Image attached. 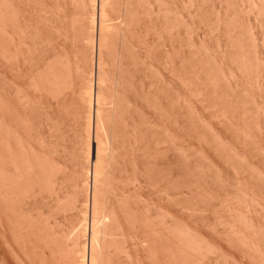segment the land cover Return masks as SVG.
I'll return each instance as SVG.
<instances>
[{
    "label": "bare ground",
    "instance_id": "1",
    "mask_svg": "<svg viewBox=\"0 0 264 264\" xmlns=\"http://www.w3.org/2000/svg\"><path fill=\"white\" fill-rule=\"evenodd\" d=\"M175 1V6L169 7L168 3L165 5L166 3L161 0H0V207L6 210L3 208V211H0L3 215L9 210L11 214L18 210L16 206L19 204H16V201L12 207L17 210L12 209L10 204L14 200L13 196L21 192L23 196L21 199L17 198L20 200L17 202L21 203L20 211L33 219L34 214L31 212L35 205H31L33 202L31 199L42 192L40 184L47 179L54 192L52 200L55 201V204L51 203V207L49 205L48 209L46 208L50 212L49 208L59 205L66 181V175L61 170L65 166H56L54 164L56 161L54 163L49 161L45 152L37 155L27 142V137L23 136V131L18 128L19 124L25 126L29 124L27 117L36 114L34 98L25 87H32L40 92L41 96L44 92L47 102L51 101L49 109H46V113L44 111V119L40 118L47 129L46 132L48 131L51 136L59 133L65 140L68 128L72 126L68 127V124L70 125V121L73 124L75 121L72 120L75 118L85 124L86 135L84 132L81 133L83 152L76 174L78 181L75 183L79 193L75 199L79 203L77 211L79 215L82 213L85 216L89 212L92 236L90 240L88 239L86 249L85 241V245H82L79 237L70 238L72 232H65V229L59 231L62 240L67 241V247L71 240L73 245V250H70L72 252L68 254L67 251L70 256L60 264L99 263L104 257V251L101 249L104 246L102 239L108 233L109 222L113 225L111 228H115L116 225L119 229L123 226L122 223L126 222L121 221L123 217L116 215L117 211L115 214L114 205L118 202L116 198L114 199L117 202H114L110 199L112 196L108 197L113 188L112 180L119 177L116 173L120 170L122 162H119L121 153L118 152V139L122 137L127 141L126 144L128 143L131 149L129 151L132 153L128 160L134 171V174L130 173V181L134 184L142 183L148 177V182L149 180L156 182L159 185V192L171 200L170 202H183L182 205L191 208L192 211L212 210L215 215L208 216L205 221L209 226L216 225L226 240L234 241L236 244L239 242L253 253L255 250L264 256V225L259 220L264 221L263 218H258L264 217V0ZM114 2L119 3L116 8L112 6ZM68 4L71 8H68ZM110 15L115 17L117 24L111 25ZM34 16L39 24L32 21ZM162 31L166 38L169 35V41L167 39L168 42L163 43L165 48L164 55H161L163 62H160L163 64L164 72L160 70L161 66H158L161 58L158 56L157 62L158 58H154V55L156 57L157 55L156 53L153 55L150 42L146 44V39H143L145 35L152 34L151 42L158 47L162 44L160 43L163 39ZM56 40H59L58 46L55 45ZM35 44H38V47L40 45L41 50L37 56L32 54ZM153 59L156 60L158 67ZM109 63L110 68L107 67ZM7 66L14 70L15 78L6 75L4 68ZM19 77L22 78L21 82L17 81ZM73 97L78 99L76 106L73 104ZM13 99L23 108L21 113L18 111L19 108L17 111L14 108ZM143 101L154 109L156 117L151 120L143 118ZM52 107L54 109H51ZM60 107L66 116L72 118L63 121L67 124V127L64 126L65 129L60 127L61 117L58 119L55 113V109L57 111ZM208 111L212 118L207 116ZM16 112L20 114L17 115ZM208 117L215 121L212 120L213 123H210ZM92 121L96 144L95 160H92L93 140L90 138ZM73 125L75 127V124ZM143 125H150L156 129L157 135L154 133L152 136L154 150L150 149L152 143L145 142L144 131L147 132V129L145 126L143 130ZM151 127L147 126L148 131L152 129ZM72 135L73 133L70 137ZM104 140L109 142L106 148L109 151L107 150L105 158L101 156L103 152L101 147L106 145ZM40 143L45 148L50 145L46 138L41 139ZM63 143L57 146L66 151L68 146ZM54 145L56 147V143ZM51 147L52 145L49 148ZM52 149V152H55L57 147ZM158 156L164 158L165 167L162 169L165 173H160L161 165L153 163ZM153 166L155 175L153 169L151 170ZM155 166L160 172H155ZM74 168L76 171L75 166ZM48 172L50 177L46 178ZM120 198L125 202L126 198ZM148 205L143 207L147 218L160 219L164 229V232L161 230V234L167 238V247L169 244L172 245V248L171 246L169 248L173 255L175 254L173 247L177 246L178 254L181 252L179 256L186 257L190 249L198 254L196 257L201 260V264H216L223 257L225 252L214 242L215 240L212 241L199 232L200 230L197 231L181 218L178 219V216L174 215L176 212ZM238 205L243 209H238ZM42 210L45 211V208ZM11 214L10 219L5 218L7 222L14 223L15 218ZM71 216L73 218V215ZM56 224L59 226V223ZM130 224L132 226V223ZM49 230L52 231L50 228ZM99 235L102 237H100L102 243L98 241ZM171 253L170 256L173 257ZM175 256L174 258L178 259Z\"/></svg>",
    "mask_w": 264,
    "mask_h": 264
},
{
    "label": "rangeland",
    "instance_id": "2",
    "mask_svg": "<svg viewBox=\"0 0 264 264\" xmlns=\"http://www.w3.org/2000/svg\"><path fill=\"white\" fill-rule=\"evenodd\" d=\"M162 2L164 1V4L165 5H167V3H168V5L167 6H169V7H173V6H175V4H176V1L175 0H161ZM166 1V2H165ZM118 2L116 3V2H114L113 4H112V6H113V8H116L115 6H118ZM151 4H153V3H151ZM151 4H149L150 6H152ZM163 3H162V6L164 5ZM170 4V5H169ZM155 5V4H154ZM67 6H69L68 8H71V5L70 4H68ZM142 6H144V5H142ZM77 8L79 9V5L77 6ZM110 14V13H109ZM111 16V15H110ZM112 16H114V13H112ZM111 16V17H112ZM112 21H110V23H112L111 25H115V24H117V22L118 21H116V19H115V17H112V19H111ZM32 21H34V22H38V24H39V21L37 20V18L34 16V17H32ZM115 21V22H114ZM113 28V27H112ZM162 33H163V35H161V38H163V39H161L160 40V43H162V44H160V46L158 45V47L156 46V44H154V43H152L151 41L153 40V37H151V35L150 34H148V35H145V37L143 38V39H146L145 40V42H146V44L148 43V42H150V44L152 45V44H154V45H150V47L152 48V51H153V55H154V53H156V55H157V57L154 55V58L156 59V58H158V56H159V58H161V55H164V53H163V51H164V46H163V43H164V41H166V42H168L169 41V39H168V36H167V38H166V34L162 31ZM165 34V35H164ZM172 34V33H171ZM153 36V35H152ZM152 38V39H151ZM166 39V40H165ZM167 39H168V41H167ZM173 39V38H172ZM57 41V43L55 44L56 46H58V44H59V40H56ZM61 42V41H60ZM165 42V43H166ZM80 45V44H79ZM162 45V46H161ZM37 47V48H36ZM39 47H40V45H39ZM38 47V44H35L34 45V50L32 49V54L34 53V55L35 56H37L39 53H40V51L41 50H39L40 48ZM172 47H173V44H172ZM157 50V51H156ZM163 57V56H162ZM152 58V57H151ZM159 58L157 59V62L159 61ZM155 59H153L154 61H155V65H156V60ZM163 58H161V60L159 61V63L160 62H163V60H162ZM154 63V62H153ZM158 64V63H157ZM161 67H160V66ZM163 64H158V66L161 68L160 70H164V68H162L163 66H162ZM157 65H156V67H158ZM9 67H11V66H9ZM107 67H109L110 68V63L109 64H107ZM6 68V67H5ZM4 68V70H5V72H6V75L7 76H10V77H12V78H15L14 76H15V74L13 75V73H15L14 72V70L12 71L11 70V68H8V66H7V68L5 69ZM108 68V69H109ZM11 71H10V70ZM161 71V72H162ZM11 72V73H10ZM164 72V71H163ZM17 79V78H16ZM17 81L18 82H21L22 81V78H20L19 77V79H17ZM30 88V89H29ZM25 90H27L29 93H31L30 95H32V98H34L33 99V103L35 104V109H37V110H35L34 109V112L36 113V114H34V115H32V116H30V117H27V119L29 120L28 121V123L29 124H27L26 126L25 125H23V124H19L18 125V128L19 129H21V132L23 133V136L24 137H27V142L29 143V145L32 147V149L34 150V152L38 155V154H42L43 152H45V156H47V159H49V161H51V162H55L54 164L56 165V166H59V167H62V166H65V167H62V171L65 173V175H66V181H65V184H64V187H63V190H62V196H61V198H60V201L58 202V204L59 205H57L55 208L53 207L52 209L54 210V211H56L57 210V212H58V214H57V212H55L54 213V211L51 209V208H49V211L50 212H48V206L50 205V207H51V203L52 204H55V201L54 200H52V199H54V192H53V189L51 188V186H50V184H49V182H48V179H47V181H45V182H41V184H40V186H42L41 187V193L38 195V196H36L35 195V198H33V199H31V201H33L32 203H31V205L33 204V205H35V207H33L34 208V210H33V212H31V213H33L34 215H33V219L32 218H30V217H28V216H26V215H23L22 213H21V211H20V207H21V203H18L17 201L19 200V199H21V197L23 196L22 194H21V192L16 196V194H15V196H13L14 197V200L11 202V204H10V206L12 207L14 204H15V201H16V204H19L18 206H16L17 207V209H14L13 207H12V209H14V210H17V211H13V214H11L10 213V210L7 212V213H9V215L11 214L12 216H14V218L15 219H13V220H15L14 221V223H13V221H12V219H11V223H13V225H11V223H9V221L7 222V219L5 218V217H7V218H9L10 219V216L7 214V213H4V215H6V216H4L3 215V212H0V264H60L61 263V261H65V259L67 258V256H68V254H69V252H72V251H70V250H73V245H72V240H71V242H70V240L68 241V247H67V241H66V239H63L62 240V238L63 237H60L61 235H59L60 233H58L59 231L60 232H62V231H64V229H65V232H72L70 235H72L70 238L71 239H73V238H75V237H79L78 239L80 240V242L82 243V245H85L86 244V249H88V244H89V240H90V236H92V233H91V217H90V215H89V212H87L88 214L87 215H85L86 216V218H85V216H84V214H82V213H80V215H79V212H77V211H79V203H77V201H76V199H75V196H77V194L79 193V190H78V186H77V184H75L77 181H78V179H77V175L76 174H78V170H79V159H80V155H81V153L83 152V150L81 149L82 147H81V139L80 138H82V135L86 132L84 129H85V124H83V121L81 122V121H79L78 120V118H75V119H73L72 120V118L71 117H69V115H65L66 113L64 112V110L62 111V109H61V107L56 111V109H55V113H56V116H58V119L61 117V119L59 120V122L61 123V121H62V123L60 124V127L62 128V129H65V127H67V124H64L63 123V121H67V119L68 120H72L74 123L73 124H75V127H74V125L71 123V121H70V125L68 124V127L69 126H71V127H69L68 128V132L66 133L67 134V138L64 140V139H62L61 138V135H59V133H54V134H52V136H51V134L50 133H47L46 132V127L44 126V124L41 122V119L44 117V114L46 113V111L49 109V107H48V105H50L51 104V101L50 102H47V99H45V94H43L42 93V95L43 96H41V94H40V92H38V91H36L35 89H33L32 87H25ZM39 93V94H38ZM93 94H94V89H93ZM14 101V102H13ZM16 100H12V102L14 103L13 104V106H14V108L16 109V111L18 110V108H19V112L21 113L22 111H23V108L19 105V104H17V102H15ZM73 101H74V105L76 106V105H78V99H75V97H73ZM43 103V104H42ZM48 103V104H47ZM53 103V102H52ZM17 105V106H16ZM144 105V106H143ZM21 108H20V107ZM41 108V109H40ZM142 108H143V110H144V112H143V118L144 119H148V120H151V119H153L154 117H156L157 116V113H155V111L153 112V110L154 109H152L150 106H148V104H147V102H145V101H143L142 102ZM145 108V109H144ZM149 108V109H148ZM47 109V110H46ZM51 109H54V107H52ZM41 110V111H40ZM38 111V112H37ZM44 111H45V113H44ZM62 111V112H61ZM17 113V115L18 114H20V113ZM61 112V113H60ZM207 113V116H210L208 113H209V111L208 112H206ZM58 114V115H57ZM156 114V115H155ZM16 115V114H15ZM17 115H16V117H17ZM65 115V116H64ZM146 115V116H145ZM155 115V116H154ZM145 116V117H144ZM32 117V118H31ZM37 117V118H36ZM211 117V116H210ZM41 118V119H40ZM142 118V117H141ZM142 118V119H143ZM212 118V117H211ZM211 118H209L208 117V120H210L211 122L210 123H213L212 122V120H214V119H212L211 120ZM16 119V118H15ZM35 119V120H34ZM39 119V120H38ZM44 119V118H43ZM17 120V119H16ZM38 120V121H37ZM77 120V121H76ZM215 121V120H214ZM82 124H81V123ZM41 123V124H40ZM39 124V125H38ZM147 124V123H146ZM29 125V126H28ZM42 125V126H41ZM25 126V127H24ZM63 126V127H62ZM65 126V127H64ZM78 126V127H77ZM94 126V124H93V121H92V124H91V134H90V138L93 140V151H92V155H93V157H92V160H95V149H96V144H95V142H94V133H93V127ZM144 126V125H143ZM146 126V125H145ZM145 126L143 127V130H145ZM148 126V128H150L151 126L150 125H147ZM147 126H146V129H147V132H145L144 131V136H146V137H144L145 138V142H149V143H152L151 144V148L150 149H152V150H154L153 148H154V138L152 137L153 136V134L155 133V136L157 135V133L155 132L156 131V129L154 130L152 127V129L150 130V131H148V128H147ZM150 126V127H149ZM73 127V128H72ZM25 128V129H24ZM83 128V129H82ZM29 129V130H28ZM81 129V130H80ZM43 130V131H42ZM77 130V131H76ZM20 131V130H19ZM82 131V132H81ZM20 132V133H21ZM31 132V133H30ZM45 132L47 133V135L45 134ZM75 132V133H74ZM84 132V133H83ZM42 135H41V134ZM73 133V135L70 137V134H72ZM80 133V134H79ZM81 133H83V134H81ZM30 134V135H29ZM40 134V136H38ZM57 134H58V136H57ZM77 134H79V135H77ZM53 135H55L54 136V138H53ZM69 135V136H68ZM84 135H86V133L84 134ZM45 136V137H44ZM81 136V137H80ZM41 139H43V138H46V141L47 142H49L50 143V145H52V147H54V149L57 147V149H56V151L55 152H52L53 151V149H52V147L51 148H49L50 147V145H49V147L47 146L46 148H45V146H41V143H40V138ZM50 137V138H49ZM70 137V138H69ZM76 137V138H75ZM78 137V138H77ZM102 137V136H101ZM40 140H39V139ZM49 138V139H48ZM55 138H57L56 140H55ZM61 138V139H60ZM153 138V139H152ZM51 139V140H50ZM67 139H68V142H67ZM104 138L102 137V140H103ZM29 140V141H28ZM58 140V141H57ZM77 140V141H76ZM53 143H52V142ZM56 141V142H55ZM73 141H74V144L75 145H73L72 146V143H73ZM76 141V142H75ZM105 142H106V145H105V142H103L104 143V145L106 146H103V144H101L103 147H101L102 148V150H103V152H101V156H104L103 158H105L106 156H107V154L106 153H108V149H106V148H108V144H109V142L107 141V140H104ZM122 141V142H121ZM62 143V142H64L63 144H65L66 146H68L67 148H66V151H63L62 150V148L60 147V146H57V144H60V143ZM126 142L127 141H125V138L124 137H122V138H120V139H118V152L119 153H121V154H119L120 155V158H119V162L121 163V168H120V170L117 172L116 170H115V172H117L116 173V175L118 174V176L119 177H117V178H115V180H112V182L113 181H116V182H113V183H115V184H113L112 182H111V184L113 185L112 187L114 188H111V190H110V192H109V198L111 199V201H114V202H119V204H115L114 202V207L116 208L115 209V214H116V211H117V213L119 214H121V211H122V214L121 215H118V214H116L117 216H120L121 218V221L123 222V220L125 221L126 220V222H123L122 224H123V226H121L120 228L122 229H119V226H118V228H116L117 226L116 225H114L115 226V228H116V230H115V228L113 227V228H111L113 225H110V224H112L111 222H109L110 224H108V230H107V234H106V236H105V238L103 237V234H102V237H103V244L102 245H104V246H102V248L101 249H103V251H104V253H103V255H104V257L102 258V260L100 259H98V257H97V259L99 260V263H96V264H201L202 262H201V260L199 259V258H197L196 256H198V254L194 251V252H192V250H190V249H188V254L187 255H185L186 257H184L183 255H181V256H179L180 255V253L178 254V252H179V250H177L176 249V247H173L174 248V253L176 254V256H175V254L173 255V251L169 248V246H171V248H172V245H170L169 244V246L167 247V238L165 239V236H163V234H161L162 232H164L163 230V226H162V224H161V221H160V219L158 220V218H147V214L145 213L146 211H145V209H143V207L147 204H149L148 206H151V207H156V208H161L162 210H163V208H165V209H169V211L171 210V212L172 213H175L174 215H176V217L178 218V219H182V221L183 222H187V224L189 225V226H191L192 228H194L195 230H197V231H199V232H201V233H203L204 235H206L209 239H211L212 241H214L219 247H221V249L223 250V252H225V253H223V257H225V259H223V257L222 258H220L219 260L220 261H218L216 264H223V263H226V264H229V263H233V264H264L263 262H264V256L260 253V252H256L255 250H254V253L251 251V250H249L245 245H242L241 243H239V242H237V244H236V242H234V241H228V240H226L224 237H223V234L221 233V232H219V229H218V227L216 226V225H208L205 221H206V218H208V216L209 217H212V216H214L215 214V212L213 213V211L212 210H208V209H202V210H200V209H198L199 210V212H198V210H196V211H192L191 210V208H187L186 206H184V205H182V203L183 202H180V201H172V202H170L165 196H163V194L161 193V192H159V189H158V184L156 183V182H154L153 180H149V182H151V183H149L148 182V177H146L147 178V180L145 179V180H143V182L142 183H133L132 181H130L131 179L129 178V176L131 177V174L130 173H132V174H134L133 172V166H131V164H129V159L131 158V156H132V153L130 152L131 151V149H130V147H129V145H128V143L126 144ZM31 143V144H30ZM52 143V144H51ZM54 143H56V147H55V145H54ZM40 144V145H39ZM123 144H124V146H123ZM70 145V146H69ZM41 146V147H40ZM74 147V148H72V147ZM128 147V149H127V147ZM70 147V148H69ZM121 147V148H120ZM47 148H48V150H47ZM124 150H123V149ZM50 149V150H49ZM72 149V150H71ZM75 149V150H74ZM78 149V150H77ZM81 149V150H80ZM106 149V150H105ZM37 150H38V152H37ZM57 150H58V152H57ZM62 150V151H61ZM81 152H80V151ZM108 150V151H107ZM120 150H122V151H120ZM126 150V151H125ZM130 150V151H129ZM152 150H150V151H152ZM60 151V152H59ZM68 151V152H67ZM70 151V152H69ZM77 151V152H76ZM49 152V153H48ZM63 152V153H62ZM48 153V154H47ZM52 153V154H51ZM105 153V154H104ZM124 153V154H123ZM125 153H126V155H125ZM47 154V155H46ZM63 154V155H62ZM71 154H73V155H71ZM66 155H68L69 157H67ZM106 155V156H105ZM123 155H124V157H123ZM62 156V157H61ZM52 157V158H51ZM59 157V158H58ZM64 157V158H63ZM127 157V158H126ZM51 158V159H50ZM61 158V159H60ZM69 158V159H68ZM157 158V159H156ZM155 159V162H153V160L151 161V162H153V163H156L158 166L159 165H161V166H159V168H160V170H161V172L160 171H158V167H156V171L155 172H160V173H165V170L164 169H162L163 167H165L164 166V163H165V161H164V158H161L160 156H158V157H156ZM158 158H160V159H158ZM54 159V160H53ZM56 159V160H55ZM69 161H68V160ZM121 159H124V160H121ZM154 159V158H153ZM60 160V161H59ZM64 162H63V161ZM70 160H71V162H70ZM62 161V162H61ZM164 161V162H163ZM57 162H59L58 163V165H57ZM67 162V163H66ZM77 162V163H76ZM62 163V164H61ZM71 163V164H70ZM51 164V163H50ZM127 164H128V167H127ZM163 164V165H162ZM62 165V166H61ZM125 165V166H124ZM74 166L76 167V171H75V168H74ZM124 166V167H123ZM124 168V170H122L123 168ZM74 168V169H73ZM127 170H126V169ZM65 169V170H64ZM129 169V170H128ZM153 169V170H152ZM68 170H69V172H71V173H69L68 172ZM130 170H132V172H130ZM151 170H152V172L154 173V166H153V168H151ZM125 173H123V172ZM164 171V172H163ZM74 172V173H73ZM77 172V173H76ZM128 172V173H127ZM157 172V173H158ZM73 173V174H72ZM119 174H123V175H119ZM76 175V176H75ZM154 175H155V173H154ZM67 176H68V179H67ZM70 176V177H69ZM50 176H49V172L47 173V177L46 178H49ZM72 177V178H71ZM119 178L121 179L120 181H119ZM124 178V179H123ZM128 178V179H127ZM89 179H91V173H89ZM127 179V180H126ZM126 180V182H123V181H125ZM71 181V182H70ZM74 181V182H73ZM163 181V180H162ZM68 182H69V184H68ZM89 182H90V180H89ZM123 183V184H122ZM127 183L129 184L128 186H127ZM156 183V184H155ZM46 184V185H45ZM73 184V185H72ZM126 184V185H125ZM133 184H134V186H133ZM138 184H140V185H138ZM155 184V185H154ZM66 185V186H65ZM118 185V186H117ZM123 185V186H122ZM131 185V186H130ZM141 185H144V186H141ZM149 185V186H148ZM48 186V187H47ZM73 186V187H72ZM74 186L77 188H74ZM122 186V187H121ZM139 186V187H138ZM151 186V187H150ZM153 186V187H152ZM69 187H71L70 189H68ZM117 187V188H116ZM127 189H126V188ZM138 187V188H137ZM142 187V188H141ZM150 187V188H149ZM44 188V189H43ZM45 188L47 189V188H49V189H47L46 191H44L45 190ZM129 188V189H128ZM65 189V190H64ZM116 189V190H115ZM118 189V190H117ZM67 190V191H66ZM73 190V191H72ZM121 190V191H120ZM123 190V191H122ZM128 190V191H127ZM44 191V192H43ZM156 191V192H155ZM158 191V192H157ZM46 192V193H45ZM66 193V195L64 194V193ZM112 192H113V195H112ZM118 192V193H117ZM120 192V193H119ZM121 192H123V193H121ZM130 192V193H129ZM124 193H125V195H126V197H125V195H124ZM135 193V194H134ZM42 194H44L43 196H42ZM68 194H69V196H68ZM75 194V195H74ZM115 194H116V196H115ZM119 194H121V195H119ZM161 196H160V195ZM21 195V196H20ZM48 195H50V196H48ZM52 195V196H51ZM72 195V196H71ZM74 195V196H73ZM123 195V196H122ZM129 195V196H128ZM40 196H41V198H40ZM46 196H48V197H46ZM119 196V197H118ZM135 196V197H134ZM19 197V199H17ZM64 197V198H63ZM65 197H68V198H65ZM120 197H124V199L126 198V200H125V202H124V200H122L123 198H120ZM128 197V198H127ZM49 198H50V200H49ZM73 198V199H72ZM114 198H116V200L114 199ZM129 198H131V199H129ZM135 198H138V199H136L135 200ZM114 199V200H113ZM39 200V201H38ZM42 200H43V202H42ZM45 200V201H44ZM62 200V201H61ZM66 200H68V201H66ZM69 200H71V202H72V200H73V202L71 203ZM100 200L102 201V197L100 198ZM138 200V201H137ZM143 200V201H142ZM146 200V201H145ZM47 201V202H46ZM52 201V202H51ZM126 201H128V202H126ZM133 201V202H132ZM140 201V202H139ZM19 202H20V200H19ZM35 202V203H34ZM40 202V203H39ZM42 202V203H41ZM76 202V203H75ZM121 202V203H120ZM170 202V203H169ZM175 204H174V203ZM38 203V204H37ZM46 203H48V204H46ZM60 203H61V205H60ZM125 203V204H124ZM141 203H143V204H141V205H143V206H141L140 204ZM40 204V206H38ZM66 204V205H65ZM78 204V205H77ZM121 204V205H120ZM122 204H123V208H122ZM178 204V206H175V205H177ZM181 204V205H180ZM184 204V203H183ZM38 206V208H37V206ZM43 205V206H42ZM45 205V206H44ZM65 205V206H64ZM70 205H72V206H70ZM77 205V206H76ZM137 205V206H136ZM162 205V206H161ZM1 206V205H0ZM14 206V207H15ZM58 206L60 207V208H58ZM241 207H242V205H240ZM3 207V206H2ZM11 207H10V209H11ZM15 207V208H16ZM43 207V208H42ZM63 207V208H62ZM70 207V208H69ZM127 207V208H126ZM185 207V208H184ZM238 207H239V205H238ZM237 207V208H238ZM4 208V207H3ZM3 208H1L0 207V211H3ZM45 208V211L44 210H42V209H44ZM47 208V209H46ZM121 208V209H120ZM140 210H139V209ZM38 209V210H37ZM39 209H40V211H39ZM61 209H62V211H61ZM69 209V210H68ZM118 209V210H117ZM133 209V210H132ZM142 209V210H141ZM173 209V210H172ZM182 209V210H181ZM189 209V210H188ZM238 209H240V207L238 208ZM243 209V207L240 209V210H242ZM35 210H36V212H38L37 213V217L39 216V218H37V217H35L36 216V212H35ZM64 210V211H63ZM71 210H74V211H71ZM100 210H101V208H100ZM130 210V211H129ZM184 210V211H183ZM189 212H188V211ZM204 210V211H203ZM4 211H6L5 210V208H4ZM44 211V212H43ZM51 211H53V214H52V212ZM61 211V212H60ZM71 211V212H70ZM88 211H89V208H88ZM99 211V210H98ZM134 213H133V212ZM143 211V212H142ZM206 211V212H205ZM208 211V212H207ZM12 212V211H11ZM35 212V213H34ZM76 212V213H75ZM84 212V211H83ZM128 212H131V213H128ZM135 212H136V214H135ZM139 212V213H138ZM190 212H192V213H190ZM200 212H201V214H200ZM213 214H212V213ZM18 213H19V215H18ZM40 213V214H39ZM42 213H44V215L42 214ZM74 213H75V215H74ZM99 213H101L100 211H99ZM127 213V214H126ZM142 213H144V215H145V217H144V215L142 214ZM185 213V214H184ZM21 214V215H20ZM47 214H49V216L47 215ZM203 214V215H202ZM211 214V215H210ZM52 215H55V216H53L52 217ZM67 217H66V216ZM71 215H73V218H72V216ZM77 215H79V216H77ZM124 215H128L127 217H124ZM132 216L131 218H129L130 216ZM138 215H139V217H138ZM191 215V216H190ZM196 215V216H195ZM2 216V217H1ZM11 216V217H12ZM20 216V217H19ZM42 216V217H41ZM43 216H44V218H43ZM50 217V218H48V217ZM60 216V217H59ZM89 216V217H88ZM134 216L136 217V219H134ZM180 216V217H179ZM25 217V218H24ZM46 217V218H45ZM75 217H77L76 219H74ZM143 217V218H142ZM195 217V218H194ZM5 221H3L2 219ZM19 218V219H18ZM21 218H23V219H21ZM36 218V219H35ZM44 219V220H42V219ZM53 218V219H52ZM63 218H65L64 220H63ZM84 218V219H83ZM138 218V219H137ZM147 218V221L145 220ZM259 219L260 218H263L264 219V217H258ZM27 219V220H26ZM35 219V220H34ZM38 219L40 220V221H38ZM58 219V220H57ZM62 219V220H61ZM73 219V220H72ZM129 219V220H128ZM131 219V220H130ZM151 219V221H149ZM180 219V220H181ZM203 219H204V221H203ZM258 219V220H259ZM262 219V221H264ZM20 220V221H19ZM47 221V223H49V224H47L46 223V221ZM50 220V221H49ZM71 220H72V222H71ZM133 220H138V221H133ZM36 221V222H35ZM57 221V222H56ZM65 222V224H64V222ZM69 221H70V223H69ZM86 221V222H85ZM145 221V222H144ZM157 221H159L158 223H157ZM18 222V223H17ZM26 222H28V223H26ZM53 222V223H52ZM62 222V223H61ZM142 222V223H141ZM189 222V223H188ZM205 222V223H204ZM259 222L262 224V225H264V222H261V219L259 220ZM41 225H39V224ZM45 223H46V225H45ZM56 223H59V226H58V224H56ZM86 223H87V225H86ZM125 223H127L126 224V226H125ZM130 223H132V226H131V224ZM16 224V225H15ZM27 224V225H26ZM33 224H34V226H33ZM53 224H55V226H53ZM69 224V225H68ZM133 224H135V225H133ZM136 224H137V227H138V229H137V227H136ZM145 224V225H144ZM156 224V225H155ZM159 224V225H158ZM191 224V225H190ZM61 225H62V229H61ZM65 225V226H64ZM66 225H67V227H66ZM80 225V226H79ZM84 225H86V226H84ZM128 225V226H127ZM149 225V226H148ZM151 225V226H150ZM158 225V226H157ZM207 225V226H206ZM26 226V227H25ZM32 226V227H31ZM43 226V227H42ZM57 226V227H56ZM111 226V227H110ZM125 226V227H124ZM134 226V227H133ZM159 226H161L162 227V229H161V227H159ZM209 226V227H208ZM28 227H30V228H28ZM54 229H53V228ZM69 227V229H67ZM72 227V228H71ZM86 227H87V229H86ZM123 227V228H122ZM126 227H128V229L126 228ZM132 228V231H131V228ZM157 227V228H156ZM212 227V228H211ZM214 227V228H213ZM264 227V226H263ZM32 228V229H31ZM34 228V229H33ZM45 228V229H44ZM49 228L50 229H52V231L51 230H49ZM56 228H57V230H56ZM82 228V229H81ZM125 228V229H124ZM133 228H136V230L135 229H133ZM156 228V229H155ZM159 228V229H158ZM59 229V230H58ZM76 229V230H75ZM83 229H84V231H83ZM114 229V230H113ZM121 230L120 232H118L119 230ZM40 230V231H39ZM55 230H56V232L57 233H55ZM73 230H74V232H73ZM83 232H82V231ZM113 232V231H115V232H113V233H111V231ZM118 230V231H117ZM129 230V231H128ZM138 230V232H136ZM140 230V231H139ZM159 230V231H158ZM161 230H162V232H161ZM213 230V231H212ZM23 231V232H22ZM50 231V232H49ZM79 231H81V232H79ZM117 231V232H116ZM134 231V232H133ZM157 231V232H156ZM39 232H41V233H39ZM52 232V234H50ZM79 232V233H78ZM123 232V233H122ZM215 232V233H214ZM218 232V233H217ZM4 233V234H3ZM13 233V234H12ZM22 233V234H21ZM45 233H46V235H45ZM126 233V234H125ZM137 233H139V235L137 234ZM149 235H148V234ZM156 233V234H155ZM217 233V234H216ZM34 234V235H33ZM57 234L59 235V236H57ZM77 234V235H76ZM80 234V235H79ZM84 234V235H83ZM85 234H86V236H85ZM98 234H100V232L99 233H97V235ZM112 234V235H111ZM158 234V235H157ZM221 234H222V237H220L221 236ZM5 235V236H4ZM43 235V236H42ZM89 235V236H88ZM108 235H110L109 237H107ZM120 235H122V236H120ZM3 236V237H2ZM32 236V237H31ZM47 238H46V237ZM85 236V237H84ZM128 236V237H127ZM6 237V238H5ZM18 237V238H17ZM51 237V238H50ZM100 237H101V235H99V238H98V241L100 242L101 241V243H102V240L100 239ZM101 237V238H102ZM135 237V238H134ZM164 237V238H163ZM9 238H11V239H9ZM54 238V239H53ZM58 238V239H57ZM83 238V239H82ZM28 239V240H27ZM51 239V240H50ZM89 239V240H88ZM109 239V240H108ZM112 239V240H111ZM141 239V240H140ZM144 239V240H143ZM163 239V240H162ZM221 239V240H220ZM2 240H4V241H2ZM22 240V241H21ZM61 240V241H60ZM88 240V241H87ZM122 240V241H121ZM126 240V241H125ZM137 240H138V243H137ZM224 242H223V241ZM226 240V241H225ZM32 241V242H31ZM55 241V242H54ZM61 243H60V242ZM84 241H85V244H84ZM159 241V242H158ZM229 242V243H228ZM24 243V244H23ZM62 243H63V246H62ZM106 243V244H105ZM108 243V244H107ZM111 243V244H110ZM162 243V244H161ZM11 244V245H10ZM109 244H110V246H109ZM114 244V245H113ZM150 244V245H149ZM10 247H9V246ZM47 245V246H46ZM108 245V246H107ZM113 245V246H112ZM20 246V247H19ZM34 246V247H33ZM61 246V247H60ZM121 246H123V247H121ZM165 246H166V248H165ZM175 246V245H174ZM236 246V247H235ZM33 247V248H32ZM58 247V248H57ZM104 247V248H103ZM108 247V248H107ZM115 247V248H114ZM160 247V248H159ZM240 247V248H239ZM3 248V249H2ZM39 248V249H38ZM63 248H65V249H63ZM68 250H67V249ZM111 248V249H110ZM117 248V249H116ZM119 248H121V249H119ZM163 248V249H162ZM233 248V249H232ZM239 248V249H238ZM11 249V250H10ZM38 249V250H37ZM100 249V250H101ZM119 249V250H118ZM172 251V253L171 252H167V251ZM176 249V250H175ZM244 249H245V251H244ZM248 249V250H247ZM153 250V251H152ZM165 250H167V251H165ZM190 250V251H189ZM243 250V251H242ZM37 251V252H36ZM45 251V252H44ZM60 251H62V253L60 252ZM64 251V252H63ZM67 251H68V254H67ZM87 251V250H86ZM102 251V252H103ZM110 251V252H109ZM118 251V252H117ZM247 251V252H246ZM252 253H251V252ZM100 252V251H99ZM228 254H230V255H228ZM244 252H246L247 253V255H246V253L244 254ZM64 253V254H63ZM106 253H107V255H106ZM122 253V254H121ZM170 253H171V255L173 256V257H171L170 256ZM194 253V254H193ZM249 253V254H248ZM13 254V255H12ZM28 254V255H27ZM71 254V253H70ZM178 254V255H177ZM190 254V255H189ZM195 254H197V255H195ZM213 253H211V255H212ZM225 254H227V255H225ZM250 254H251V256H250ZM60 255V256H59ZM192 255V256H191ZM213 255H215V254H213ZM248 255H249V257H248ZM261 255V256H260ZM63 256V257H62ZM70 256V255H69ZM68 256V257H69ZM86 256H87V253H86ZM105 256H106V258H105ZM107 256H109V257H107ZM131 256V257H130ZM174 256L175 257H178V259H175L174 258ZM227 256V257H226ZM231 258H230V257ZM63 258V260H62V258ZM113 257V258H112ZM180 257H182V258H180ZM184 257V258H183ZM191 257V258H190ZM194 257H195V259H194ZM5 258V259H4ZM172 258H174V259H172ZM263 259V261H262V259ZM35 259V260H34ZM49 259V260H48ZM110 259V260H109ZM186 259V260H185ZM236 260V261H234V260ZM3 260V261H2ZM47 260V261H46ZM58 260V261H57ZM86 260H87V258H86ZM98 260H96V261H98ZM108 262H107V261ZM175 260V261H174ZM191 260H193L192 262H191ZM240 260V261H239ZM251 260V261H250ZM104 261V262H103ZM111 261V262H110ZM162 261V262H161ZM200 261V262H199ZM2 262V263H1ZM106 262V263H105ZM190 262V263H189ZM194 262V263H193ZM223 262V263H222ZM228 262V263H227ZM85 264H88V262H85Z\"/></svg>",
    "mask_w": 264,
    "mask_h": 264
}]
</instances>
